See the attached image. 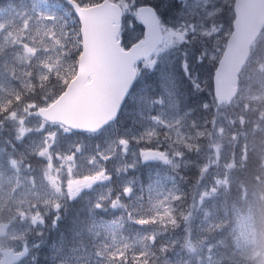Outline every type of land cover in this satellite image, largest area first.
Segmentation results:
<instances>
[{
  "label": "rangeland",
  "instance_id": "obj_1",
  "mask_svg": "<svg viewBox=\"0 0 264 264\" xmlns=\"http://www.w3.org/2000/svg\"><path fill=\"white\" fill-rule=\"evenodd\" d=\"M117 1L131 41L136 7L153 3L164 43L120 121L79 136L36 115L74 73L73 18L47 0H0V217L11 224L0 247L30 244L23 264H264V60L232 105L210 99L232 0Z\"/></svg>",
  "mask_w": 264,
  "mask_h": 264
},
{
  "label": "water",
  "instance_id": "obj_2",
  "mask_svg": "<svg viewBox=\"0 0 264 264\" xmlns=\"http://www.w3.org/2000/svg\"><path fill=\"white\" fill-rule=\"evenodd\" d=\"M67 3L81 22L84 51L78 76L55 103L37 114L49 123L61 124L75 132L95 133L115 120L134 79L133 64L153 53L156 42L161 44V33L154 10L139 8L137 15L143 20L150 19L151 24L144 20V42L123 53L115 43L121 21L117 6L105 1L84 11L71 1ZM235 16L233 34L214 72L213 87L218 104L230 102L237 93V76L249 56L251 44L264 28V0H236ZM88 77H91L90 84L86 83ZM26 255L25 252L4 253L0 264L18 263Z\"/></svg>",
  "mask_w": 264,
  "mask_h": 264
},
{
  "label": "trees",
  "instance_id": "obj_3",
  "mask_svg": "<svg viewBox=\"0 0 264 264\" xmlns=\"http://www.w3.org/2000/svg\"><path fill=\"white\" fill-rule=\"evenodd\" d=\"M264 55V39H261L260 41H258L255 45H254V48H253V55H252V59L250 62H252V64L256 65L258 63L259 60H261L262 56ZM255 69V66H251V71L253 72ZM254 73V72H253ZM194 96V97H193ZM192 97L190 98H194V103H195V95H193ZM201 98H202V95H201ZM264 126V125H263ZM262 126V127H263ZM253 163V166H251L253 169H255V165L257 163V158L256 156L255 157H251L249 158V170H250V173H252V169L250 168V165ZM243 180H247L246 176L242 177ZM119 190L116 189L115 192H118ZM121 193V192H119ZM75 203L74 204H71L69 205V208L71 209V211L69 213H67V216H66V219L68 220L69 223H71L73 220L76 223H80L82 222V220H85V217H81L82 213L77 209V208H74L75 206ZM65 231L67 232V234H69V230L65 229ZM61 237V236H60ZM224 244L225 246H229V240L226 239L224 241Z\"/></svg>",
  "mask_w": 264,
  "mask_h": 264
},
{
  "label": "bare ground",
  "instance_id": "obj_4",
  "mask_svg": "<svg viewBox=\"0 0 264 264\" xmlns=\"http://www.w3.org/2000/svg\"><path fill=\"white\" fill-rule=\"evenodd\" d=\"M146 22H148V23H150L151 24V21H150V19H144ZM141 17H139L137 14H135V16H133V24L135 25V26H137L139 29H144L145 27H146V23H145V21H144ZM142 42H144V41H142ZM264 56V55H263ZM210 96L213 98V99H216L215 98V95H214V93H211L210 94ZM192 106V105H191ZM258 162H259V160H258Z\"/></svg>",
  "mask_w": 264,
  "mask_h": 264
},
{
  "label": "snow or ice",
  "instance_id": "obj_5",
  "mask_svg": "<svg viewBox=\"0 0 264 264\" xmlns=\"http://www.w3.org/2000/svg\"><path fill=\"white\" fill-rule=\"evenodd\" d=\"M181 39H183V37H181Z\"/></svg>",
  "mask_w": 264,
  "mask_h": 264
}]
</instances>
